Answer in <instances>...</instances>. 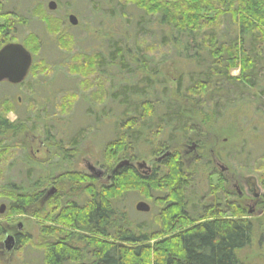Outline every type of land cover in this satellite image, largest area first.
<instances>
[{
    "label": "trees",
    "instance_id": "16d2710c",
    "mask_svg": "<svg viewBox=\"0 0 264 264\" xmlns=\"http://www.w3.org/2000/svg\"><path fill=\"white\" fill-rule=\"evenodd\" d=\"M116 1L117 7L108 0L85 5L95 18H128L129 26L123 25L121 36L98 40L105 52L77 54L61 64L78 80L77 90L63 95L53 114L44 111L41 118L35 110L39 105L28 98L29 111L17 123L0 119V180L5 182L0 200L6 203V214L55 225L41 231L44 264H243L238 253L251 244L256 222L243 219L240 206L231 212L238 218H226L219 203L206 206L195 192L194 174L212 140L208 127L242 111L243 124L251 128L243 132L235 158H244V164L261 161L259 169H244L263 173L264 191V153L254 156L256 145L264 141V129L258 128L264 120V0ZM3 6L0 0V16L6 15ZM129 7H134L131 15ZM42 12L34 16L56 38L58 49L71 53L75 40L61 34ZM42 39L30 34L24 40L32 56L43 48ZM174 59L184 60L186 67L172 89L161 68ZM36 62L39 71H50L45 60ZM238 69L239 77H233L231 72ZM77 103L85 108L78 126L71 119ZM57 119L66 121L65 139L52 144L48 163L30 160L18 135L26 130L42 133L52 142L56 137L41 128L52 123L57 132ZM9 132L12 141L4 139ZM87 140L101 145L100 164L113 172L108 186L66 168ZM192 145L202 156L187 168L183 152ZM148 157L157 161L149 174L133 166L114 172L124 160ZM11 172L17 174L6 181L4 175ZM224 183L215 188L219 197L224 196ZM48 184L58 192L43 212L39 204ZM131 192L152 205V212L135 224L119 209ZM30 242L29 236L16 240L20 246Z\"/></svg>",
    "mask_w": 264,
    "mask_h": 264
},
{
    "label": "rangeland",
    "instance_id": "374dc122",
    "mask_svg": "<svg viewBox=\"0 0 264 264\" xmlns=\"http://www.w3.org/2000/svg\"><path fill=\"white\" fill-rule=\"evenodd\" d=\"M52 1L57 4V10L54 12L48 9V4ZM91 1L93 0H3V12L17 11L24 17V23H22L24 27L19 28L16 36L21 39L24 38L25 40L30 34H34L43 38L42 40L44 41V46L41 51H38V55L34 52L35 57L33 56V65L29 76L25 81L26 84L24 89H20L21 91L15 88L7 89L5 87L0 89L1 96H3L4 93H7L13 96V99L16 100L18 97L23 99L21 93L24 91V114H26V111H29L27 110V103L35 101L36 104L39 105L38 107L42 108L41 110H38V107H35V110L37 109V114L41 118L46 116V111H48L47 113L53 114L54 107L56 103L59 102L58 100L63 95L77 90L76 84L78 83V80L68 74V65L63 69L61 64L77 54L92 55L99 53L100 50L105 52L106 48L99 46L98 40L102 41L103 38L121 36L124 34L123 27L125 28V26L123 25L129 26V22H127V20H129L128 18H123L122 21H113L110 19L93 17L88 10H85V5ZM95 1L97 2L98 0ZM108 1L112 2L114 7H117L116 0ZM129 8L127 14L131 15V9L134 7ZM43 10L51 18L53 25L55 23L56 26L52 25L53 27L58 28L61 34L67 35L75 40V47L71 53L60 51L57 46L58 44L56 43V38L50 36L49 32H46V27L42 21L39 20L38 16H34V12H38V15L41 16ZM135 13L137 14V12ZM71 15L78 18V26L73 27L69 24L68 18ZM4 24L5 22L0 18V27ZM2 38L3 36H0V39ZM36 57L38 58L36 59ZM41 60H45L48 65V70L50 71L47 74L36 69L39 67V64L36 61ZM185 67L186 62L182 59H174L162 66V73L166 80L169 81L172 89L176 87V81L185 74ZM56 70L58 73H56ZM239 74V69L231 72V75L236 78L239 77ZM32 89L35 91L34 93H36L33 98H31ZM28 98L30 102H28ZM84 111L85 108L79 103H77L72 109L71 119H73V123L77 124V126L81 123ZM253 111L254 110L250 107L249 114ZM7 118L9 122L15 121V116L12 114ZM244 121L242 111H237L229 115L219 125L213 124L211 127H208L212 140L203 154L206 157L205 162L198 167L197 173L194 174L196 178L195 192L200 198H205L204 203L207 205H203L208 206V204L215 205L214 203H219V209L225 212L226 218H238L236 215L235 217L234 214H231V212H234L237 210V206H240L244 210L242 218L256 222L257 232L252 239L251 244L240 251L238 257L243 264H264V192L261 199L254 205L251 198L245 197L238 200V191L236 188L238 187L244 192L247 183L253 185L255 182H258L260 187L263 186L261 181V175L263 173H252L250 170H247L246 168L244 169V166H253V168L259 169L263 165L261 161L255 160L244 164V158L241 160H236L235 158L238 151L242 148L244 139L243 132L247 131L248 128H251V126L246 128L243 124ZM55 122H59L60 124L59 127L54 126L57 132H55L54 128L50 127L52 126V123H47L46 128L42 125L41 127L43 128H41L38 125V128L40 127L43 131H48L51 135L56 137L52 142H46L42 133L34 134L33 132L26 130L18 135L17 139L25 144L26 152L28 153L30 160L43 164L48 163L52 156V144L56 141H62L65 139L66 121L64 122L63 120L61 121L57 119ZM261 122V126L259 125L258 128L264 129V120ZM30 125H32V123H30ZM40 128L39 131H41ZM261 133L262 136H264L263 130ZM12 135L13 132H9L4 136V139L12 141ZM255 149V151L258 152L257 156L254 155L256 157L255 159H257L264 153V141H262L261 145H256ZM101 150V145H97V142L93 143L90 140H87L86 143L81 146L79 152H77L72 160H70V163L66 168H69L68 170L70 171L82 172L94 176L98 180V186L110 185L113 172L107 173V171L102 168L100 164L102 160ZM183 155L184 164L187 168L190 167L193 161L196 159L198 160L200 156H202L193 145L186 147ZM21 156L22 155L17 154L16 158L20 159ZM155 160L156 159L151 157L140 158L133 162L132 165L137 169L139 164L146 162L147 166L150 169H153ZM222 168H226L227 171L222 172ZM116 170L117 169H115L114 172ZM144 172L145 171H141L142 174H145ZM100 173H102V176L98 179ZM15 174H17V172L5 174V180L10 181L11 177H15L13 176ZM22 176V179H24L26 177L25 173ZM11 181L16 182L17 184L18 182L20 183L19 179H12ZM3 183H5L4 180H0V193L4 192V190L1 189ZM222 183H224L223 194L225 198L224 196H222L223 198L217 196L218 193H220L218 190H220ZM53 188L58 192L57 188L51 184H48L44 189L46 198L44 197L45 199L43 198L39 204L42 211L45 203L49 200L47 195ZM140 202H145L150 207L151 210L147 213L150 214L152 212L151 203L146 201L136 192L127 194L120 203L119 209L132 224L141 220L143 221L146 216L142 215H147L136 210V206ZM2 205H6V203L0 200V208ZM251 211H253L252 214H250ZM6 212L7 208L4 211V214L0 215V226L4 231V234L0 236V264H44L43 248L40 247L41 231L44 227L55 225L42 218L38 219L36 217L25 215L10 216L7 215ZM202 212L203 210L201 208L200 213ZM19 234L25 238L29 236V239H31L30 244L20 246L16 243V239H14V243L5 244L7 236L16 238ZM8 247H11V249L8 250Z\"/></svg>",
    "mask_w": 264,
    "mask_h": 264
},
{
    "label": "flooded vegetation",
    "instance_id": "af4514ba",
    "mask_svg": "<svg viewBox=\"0 0 264 264\" xmlns=\"http://www.w3.org/2000/svg\"><path fill=\"white\" fill-rule=\"evenodd\" d=\"M4 13L6 15L0 16V18H2V20L5 22V24L1 25V27H0V29H1L0 30V32H1L0 36L1 37L3 36V38L0 39V50H2L4 47H6L8 45H13V44L14 45H20L24 48L25 47L24 46V38L21 39L20 37L16 36L19 28L24 27V25L22 24V23H24L23 15L19 14L17 11H4ZM33 61H34V58H33ZM27 78H26V80H27ZM25 81H23L20 84H11L8 81H3V82H0V89L2 87H5L7 89L8 88L9 89L15 88V89L21 91L20 89H24ZM21 94L23 96V99L21 97H18L17 100L13 99V96H11L10 94H7V93H4L3 96L0 95V119L2 118L4 120L8 121L7 117L10 114H12L15 116V121L9 122V123L14 124V123H17L21 117H23V114H24V91ZM1 122H4V121H1ZM157 160H159V159H157ZM155 162H157V161L155 160ZM130 166H133L132 163ZM137 170H138V167H137ZM138 171H140V172L145 171L144 172L145 174H149L152 172V168L150 169V171H146V170H138ZM226 171H227L226 168H222V172H226ZM99 178L100 177H98V179ZM236 188L238 191V200L243 199L245 197L251 198V201L254 202V205L256 204V202L258 200L261 199L262 194L264 192L262 187L259 186L258 182H255V184H253V185H249L247 183L245 186L244 192L240 188H238V187H236ZM44 197H45V195H44ZM47 197H48V199H50L53 196L49 197V195H47ZM252 213H253V211L250 212V214H252ZM18 236H22V235L19 234L16 236V238H14V237L13 238L17 240Z\"/></svg>",
    "mask_w": 264,
    "mask_h": 264
},
{
    "label": "water",
    "instance_id": "95a60500",
    "mask_svg": "<svg viewBox=\"0 0 264 264\" xmlns=\"http://www.w3.org/2000/svg\"><path fill=\"white\" fill-rule=\"evenodd\" d=\"M48 9L52 12L57 10V4L55 2H50L48 4ZM69 24L73 27L78 26L79 20L76 16L71 15L68 18ZM33 65V56L25 47L23 48L20 45H8L0 50V82L8 81L11 84H20L26 80L28 77L30 70ZM166 154L165 156H167ZM164 156V157H165ZM162 157V158H164ZM131 162L128 160H124L118 164L116 167L117 170L129 167ZM138 170H146L150 171V168L147 166L146 162H142L138 165ZM102 173L98 175L101 177ZM56 189L53 188L49 193L50 196H54L56 194ZM6 210V205H2L0 208V215L4 214ZM136 210L140 213H149L150 207L145 202H140L136 206ZM21 228V226H20ZM14 243V238L11 236H7L5 240V244ZM11 247H8L10 250Z\"/></svg>",
    "mask_w": 264,
    "mask_h": 264
}]
</instances>
